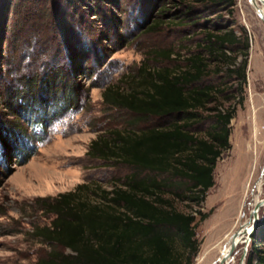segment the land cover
Listing matches in <instances>:
<instances>
[{
	"label": "rangeland",
	"instance_id": "374dc122",
	"mask_svg": "<svg viewBox=\"0 0 264 264\" xmlns=\"http://www.w3.org/2000/svg\"><path fill=\"white\" fill-rule=\"evenodd\" d=\"M8 1L11 6L2 18L0 39V122H10L19 130L15 132L0 126V139L6 144V148L0 149V264H31L47 251V246L34 235L32 228L47 224L51 219L52 215L45 207L49 198L72 191L84 182L92 187L109 189L112 180L129 172L124 166L106 164L87 153L90 141L97 134L128 126V120H131V115L110 110L103 104V87L117 82L121 76L137 73L142 63L150 68L179 64L181 56L186 57L196 50V44L203 39L202 30L228 25L238 34L245 30L249 41L243 101L236 103L235 115L230 122V148L216 161L214 185L208 189L200 206L193 204L190 207L209 211L202 221L199 214H194L195 239L199 246L192 264H219L222 253L217 245L223 240L222 236L233 230L234 234L238 232V225L252 215L253 197L264 196L263 154L261 170L256 176L261 180L260 187H251L249 193H244L246 196L234 210L235 214H229V207L224 213L225 204L220 199L225 172L232 164L238 140L245 132L241 123L246 111H252L253 97L258 101L253 116L264 119L260 105L264 102V51L256 49L253 52L260 36L256 27L260 22L249 0H234L232 7L187 0V5L193 6L191 12L204 18L203 25L194 27L167 24L168 19L180 16L179 12L185 6L177 5L174 0H116L111 4L99 0ZM61 8L66 11L64 18H60ZM206 18L209 19L205 22ZM158 20L162 22L156 24ZM61 25L69 28L70 36L66 40ZM68 42L72 49L70 46L67 49ZM163 48H173L179 54L172 61L153 54L154 50ZM45 70L59 71L60 83L65 84V80L78 95L79 108L72 109L74 113L65 111L60 114L55 112L52 103L40 107L29 100L24 116L21 111L13 114L12 98L7 97L9 88L23 91L21 82L27 75L40 80L47 75ZM46 77L52 78L51 75ZM52 82L56 83L55 79ZM60 103L58 100V105ZM41 120L45 121L47 129L34 125ZM154 123L155 118L141 122L133 120L130 126L141 129ZM208 124L209 121L194 125L192 131L202 135ZM253 166L254 175L257 160ZM173 181L183 182L180 178ZM166 197H172L173 205L178 209L190 210L187 201L171 193H166ZM263 209L258 210L260 218H263ZM220 219L224 221L216 234L214 223ZM217 235L219 239H216ZM246 242L244 238L234 251L232 249L233 264H245L250 247L249 241L243 257ZM205 253L206 257L199 262Z\"/></svg>",
	"mask_w": 264,
	"mask_h": 264
},
{
	"label": "trees",
	"instance_id": "16d2710c",
	"mask_svg": "<svg viewBox=\"0 0 264 264\" xmlns=\"http://www.w3.org/2000/svg\"><path fill=\"white\" fill-rule=\"evenodd\" d=\"M99 1L111 4L116 0ZM174 1L185 6L180 16L168 19L167 24H204L202 16L191 12L193 6H188L187 0ZM203 1L234 5V0ZM10 6V1L0 0V39L2 18ZM59 12L60 18L66 17L64 9ZM68 29L61 25L65 40L70 36ZM201 33L203 39L196 44V50L181 56V63L158 68L142 63L137 73L121 76L117 82L103 87V104L131 115V120L128 126L97 134L87 153L106 164L124 166L129 172L112 180L109 189L84 182L72 191L49 198L45 207L51 219L32 228L48 249L31 264H192L199 246L194 214H199L202 221L209 211L190 207L204 201L206 192L214 185L216 161L230 148V122L236 103L243 101L249 51L245 30L238 34L226 25ZM67 44L70 49L71 44ZM153 52L169 61L179 54L173 48ZM45 74L52 78L44 76L37 80L27 75L21 82L23 91L9 88L7 97L12 98L13 114L21 111L24 116L29 100L40 107L52 103L60 114L74 113L72 109L79 108L78 95L65 80V84L60 83L59 71L45 70ZM151 118L156 123L150 127L130 126L133 120ZM207 121L202 135L192 131L194 125ZM44 122L34 125L45 130ZM0 123L19 130L10 122ZM3 142L0 139V149L6 148ZM174 178L183 182H175ZM166 193L187 201L190 210L175 207L173 198L166 197ZM262 216L251 235L245 264H264V209Z\"/></svg>",
	"mask_w": 264,
	"mask_h": 264
},
{
	"label": "bare ground",
	"instance_id": "6f19581e",
	"mask_svg": "<svg viewBox=\"0 0 264 264\" xmlns=\"http://www.w3.org/2000/svg\"><path fill=\"white\" fill-rule=\"evenodd\" d=\"M249 3L253 7L260 22V25L256 26L260 30V36L258 37L256 44H254L253 52L256 49L264 51V0H249ZM261 58L263 59V56ZM252 103V111H246L243 117L244 122H242L243 124L241 123V129H245V132H242L238 140L236 156L234 157V160H232V164L230 165V167L226 169L225 172V184L224 186L222 185L223 189L220 194V199L225 204L223 208L224 213L229 207V209L231 208V212L229 214H235L234 212L236 211L234 210H237L238 205L242 201L241 199L246 196V194L244 193H249L251 191V187L259 188L261 184V180L256 179V176L257 173H259L261 170L262 164L260 163L262 162L261 160L264 154V119L263 117H258V115H256V117L253 116V111H257L258 101H256V99L253 97ZM260 105L262 114L264 115V102ZM256 160L258 167H256V172L253 175V164ZM263 199L264 196H254L252 200L253 207L255 204H259V209H262V207L264 206ZM252 217L253 216L251 215V217L246 220L247 223L243 222L240 226L238 225L239 228L238 232L236 231L237 233L234 234L233 230L230 232H226L224 236H222L223 240H221L217 245L220 246V253H222V256L218 261L219 264H233L234 258L230 255V253L232 249L233 251L236 249L237 243L239 241L243 240L244 238L247 239V234L251 229V224L248 223V220L250 221ZM223 221V219H220L218 222L214 223V226L216 224L214 230L216 231V234H219V229L222 228L221 225ZM213 235L215 236V234ZM216 239H219L218 235ZM205 257L206 253L200 258L199 262H201Z\"/></svg>",
	"mask_w": 264,
	"mask_h": 264
},
{
	"label": "water",
	"instance_id": "95a60500",
	"mask_svg": "<svg viewBox=\"0 0 264 264\" xmlns=\"http://www.w3.org/2000/svg\"><path fill=\"white\" fill-rule=\"evenodd\" d=\"M263 202H264V199H263ZM258 210H259V204H255L253 209H252V211H251V214H252L253 217H252V219L250 221L248 220V223L251 224V229H250V231L247 234V239H246L247 242H246L245 247H244L243 257L245 256L246 246H247V244L249 243V241L251 239V235H252L253 231L256 229L257 225L259 224V221L262 218V217L260 218L258 216Z\"/></svg>",
	"mask_w": 264,
	"mask_h": 264
}]
</instances>
